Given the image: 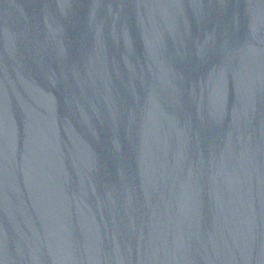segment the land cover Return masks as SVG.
<instances>
[{
  "label": "water",
  "instance_id": "95a60500",
  "mask_svg": "<svg viewBox=\"0 0 264 264\" xmlns=\"http://www.w3.org/2000/svg\"><path fill=\"white\" fill-rule=\"evenodd\" d=\"M0 264H264V0H0Z\"/></svg>",
  "mask_w": 264,
  "mask_h": 264
}]
</instances>
